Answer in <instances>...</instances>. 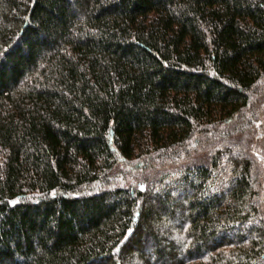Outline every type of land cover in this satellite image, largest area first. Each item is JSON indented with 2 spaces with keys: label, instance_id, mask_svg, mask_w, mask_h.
I'll return each instance as SVG.
<instances>
[{
  "label": "trees",
  "instance_id": "trees-1",
  "mask_svg": "<svg viewBox=\"0 0 264 264\" xmlns=\"http://www.w3.org/2000/svg\"><path fill=\"white\" fill-rule=\"evenodd\" d=\"M0 264H264V0H0Z\"/></svg>",
  "mask_w": 264,
  "mask_h": 264
},
{
  "label": "rangeland",
  "instance_id": "rangeland-1",
  "mask_svg": "<svg viewBox=\"0 0 264 264\" xmlns=\"http://www.w3.org/2000/svg\"><path fill=\"white\" fill-rule=\"evenodd\" d=\"M227 171V170H226ZM229 176H230V172L227 171V173H224L220 178L219 180L216 182V188H221L223 186V182L226 183L229 179ZM225 185V184H224Z\"/></svg>",
  "mask_w": 264,
  "mask_h": 264
}]
</instances>
